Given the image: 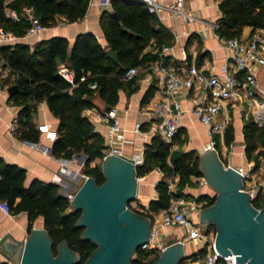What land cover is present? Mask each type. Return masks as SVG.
Wrapping results in <instances>:
<instances>
[{
  "label": "trees",
  "instance_id": "obj_1",
  "mask_svg": "<svg viewBox=\"0 0 264 264\" xmlns=\"http://www.w3.org/2000/svg\"><path fill=\"white\" fill-rule=\"evenodd\" d=\"M89 0H0V23L12 29L17 35L25 34L30 22L21 15L24 5L32 6L43 24L49 25L56 14H63L67 20L82 17ZM4 5L16 10L19 19L13 20L4 12ZM110 8H104L100 15L106 45H102L91 31L78 33L72 43L63 35H52L36 41L33 47L24 41L3 45L1 54L4 64L10 67V75L5 79L8 84H17V89L9 94L8 100L19 106L16 130L20 137L36 141L40 131L33 120L38 104L46 101L49 109L58 117L56 137L51 151L57 156L71 158L73 153L84 152L86 160L83 172L93 175L98 183L104 180L101 166L91 165L95 159H102L107 147L105 136L97 130L83 110L96 106L93 95L97 93L105 106H114L119 99V90L124 89L130 95L137 87L136 76L130 80L123 78L124 70L131 65L143 64L158 57L157 52L144 51L149 40L156 45L171 42L170 30L158 21L155 14L148 11L141 0H110ZM220 16L215 32L219 36H233L242 32L245 25L252 29L264 26V0H219ZM113 11L116 15L113 14ZM192 32L189 38L194 35ZM112 47L118 59L114 60L106 53ZM203 53L198 56L200 60ZM168 57V56H164ZM66 63L74 71V83L65 79L58 65ZM200 63V61H197ZM95 82L96 86H90ZM151 83L145 90L141 101L144 102L154 91ZM233 126L226 129V142L233 139ZM245 154L248 160L258 163L260 153L264 152V125L258 127L249 119L243 125ZM143 162L137 165L138 174H146L158 166L163 176L155 184L157 196L148 202V208L158 211L167 207L170 198L175 195L190 196L184 192L187 185L197 184L193 176H200L199 154L194 149L171 148L157 134H153L145 143ZM178 175L177 191L167 187V175ZM25 168L4 160L0 155V195L6 198L13 213L25 211L29 229L33 220L43 216V225L53 240V250L61 239L81 255V262L87 258L96 244L90 239L80 237L83 229L75 225L80 210H67L70 200L59 190V184L37 177L28 185L24 184ZM18 197V199H17ZM206 199V205L212 203L215 195L199 194ZM260 207L264 197L259 191L252 199ZM143 213V212H141ZM147 214V213H144ZM214 227V225H213ZM206 252V247L190 253L186 257L198 260ZM149 252L138 248L133 254L131 264H148L154 258H148ZM185 257V258H186ZM0 264H8L0 261Z\"/></svg>",
  "mask_w": 264,
  "mask_h": 264
},
{
  "label": "built area",
  "instance_id": "obj_2",
  "mask_svg": "<svg viewBox=\"0 0 264 264\" xmlns=\"http://www.w3.org/2000/svg\"><path fill=\"white\" fill-rule=\"evenodd\" d=\"M141 1L145 3L148 11L157 15L158 18L161 17L162 11L167 10L174 16L184 17L188 22L201 20L206 29L215 31L218 27L217 19H203L196 10L187 7V0H173L169 4H164L160 0ZM100 3L108 6L110 0H100ZM4 12L14 20L19 19L16 10L8 5H4ZM21 15L30 22L22 36L0 23V83L3 81L5 83V79L10 75V67L4 64L1 47L13 44L26 34L36 33L45 27L32 6L24 5ZM182 32L185 33V31ZM172 33L174 42H177L181 33L174 29H172ZM215 34L221 39L226 49L225 59L219 64L211 59L210 63L204 66L195 61H187L186 58L178 63H166L164 53L169 45L162 44L159 47L158 57L149 64L150 67L146 70L147 79L152 80L156 75V86L143 108V111L148 114L146 121L149 122V126L147 129H142L144 121L135 120L133 123L135 131L151 134V136L157 134L171 148H174V139L181 125L183 113L180 95L187 94L189 90L195 92L192 96L191 110L202 123L207 125L208 141L204 144V150L217 148V136L221 137L231 122L232 116L227 109L229 104L246 103L255 124L258 127L264 125V85L258 79L259 70L264 67V26L253 29L250 27V31L247 33L241 32L233 36H219L216 32ZM58 69L65 79L74 83V71L70 66L62 62L58 65ZM138 70V65H131L124 70L122 76L124 79L130 80L137 75ZM90 86L95 87L96 83L92 82ZM128 109V105L125 106L122 109V114H126ZM83 114L91 119L94 126L99 121H104L108 127V133L105 136L109 139V143H106L107 147L104 149L103 157L107 153L116 152L132 158L137 165L143 162L145 145L140 152L126 154L120 147H113L110 143L114 139H119L120 142L126 139L122 117L115 105L102 110H98L94 106L88 107L83 110ZM16 127V116H13L9 121V128L14 130ZM37 127L40 132L53 133L55 137L57 135L46 121L39 122ZM233 166L242 174V188L247 190L253 199L264 186L263 164L248 160L245 164ZM157 169L161 171L158 166ZM136 179L138 183L137 196L127 205L139 212L147 213L146 215L151 220L150 237L138 248L153 255L159 254L167 244L165 235L170 234L172 229H176L178 232H175L174 236L170 238L182 241L184 246L187 241H193L197 245L196 250L206 247V252L198 259V264L235 263V253L231 252L225 255L217 250L214 243L215 226L199 221L198 213L202 207L206 206V199L175 195L170 198L167 207L153 211L148 208V203H141L139 198L140 186L145 179V174L137 173ZM193 179L200 184H207L202 175L193 176ZM177 180L178 175L176 174H171L167 178L166 184L169 190L177 191ZM65 194L69 200L73 197V191H68ZM0 209L7 215L13 213L7 199L1 195ZM189 254L187 253V255Z\"/></svg>",
  "mask_w": 264,
  "mask_h": 264
},
{
  "label": "crops",
  "instance_id": "obj_3",
  "mask_svg": "<svg viewBox=\"0 0 264 264\" xmlns=\"http://www.w3.org/2000/svg\"><path fill=\"white\" fill-rule=\"evenodd\" d=\"M160 1L164 4H169L173 0ZM218 1L187 0L186 4L187 7L196 10L203 19H217L221 14ZM110 7L111 5L105 6L101 4L100 0H89L87 10L82 17L69 21L63 14H56L54 20L49 25H45L43 29L36 33L26 34L20 38V41L29 43L33 47L34 43L39 39L59 34L67 37L69 42L72 43L78 33L91 31L96 35L102 45H106L107 40L100 24V15L104 8ZM156 17L171 32V42L168 44L169 48L164 53V56H168L167 58L164 57L166 63L174 64L186 58L187 61H200L198 64L207 66L211 59L216 64H219L225 59L226 49L221 39L215 34L213 29L204 28L201 20L188 22L184 17L174 16L167 10L162 11L160 18L157 15ZM172 29L181 33L177 42H174ZM182 31H185V33ZM248 31H250V26H243L242 32L247 33ZM192 32L195 34L189 38ZM158 49L159 47L156 45L154 39L149 40L144 47V51L157 52ZM202 53L203 56L199 60L198 56ZM152 61L148 60L138 65L139 70L135 79L136 89L130 95H127L124 89H120L119 99L115 104L122 117L126 139L123 142H120L119 139H114L110 143H112L113 147H120L126 154L140 152L151 137V134H143L135 131L133 129V123L135 120H140L144 121L142 129H147L149 126V122L146 121L148 114L143 111L147 100L142 102L141 98L151 83L154 87L156 86V75H154L152 80L147 79L146 76V70L147 68L149 69V64ZM3 83L4 81L0 83V155L4 160L16 163L25 168V185H28L33 178L37 177L45 181L58 183L61 192L74 191L79 183L75 175L77 172H81L84 157L79 156L78 153H75L72 158H65L53 154L51 151V145L55 138L53 133L40 132L39 138L36 141H32L20 137L16 128L11 130L9 128V121L13 116H16L19 106L8 100V84L6 82ZM194 93V90H189L187 94L180 95L183 113L181 125L174 139V148H182L184 150L194 149L197 154H200L205 151L204 144L208 141V133L207 125L202 123L191 110V106L193 105L192 96ZM93 100L96 104L94 106L96 109L102 110L106 108L104 101L97 93L93 95ZM127 105L129 109L123 115L122 109ZM227 109L232 116L229 125H232L234 129L233 139L230 142H226L225 130L224 134L217 139L216 149L224 164H245L248 158L245 154L243 125L247 120L252 119V114L244 102L229 104ZM42 121H46L55 134H57L56 126L58 124V117L52 113L45 100L38 104L34 122L37 125ZM95 128L103 133L104 136L108 133V127L104 121H99L95 125ZM105 142L107 144L109 143V139L106 136ZM72 171L75 172L74 175L71 173ZM162 176L163 173L162 171H158L157 166L145 174V179L140 186L139 198L141 203L147 204L151 198L157 196L155 182ZM169 176L167 175L166 178ZM74 186L75 188H73ZM183 190L186 193H190V196H197L202 193L213 196L216 193L215 189L208 183L200 184L198 182L193 186H185ZM43 221V216L38 215L33 220L32 226H43ZM210 225L213 226V224ZM29 230V222L25 211L7 215L0 209V236L5 232H10L16 238L23 239ZM4 259L0 255V261ZM7 263L15 264L14 261L9 260H7ZM187 264H198V260L188 261Z\"/></svg>",
  "mask_w": 264,
  "mask_h": 264
},
{
  "label": "water",
  "instance_id": "obj_4",
  "mask_svg": "<svg viewBox=\"0 0 264 264\" xmlns=\"http://www.w3.org/2000/svg\"><path fill=\"white\" fill-rule=\"evenodd\" d=\"M113 14L116 15L114 11ZM106 53L118 59L112 47H107ZM16 89L17 84H10L8 96ZM78 155L86 158L84 153ZM136 168L132 158L110 152L102 158L104 180L101 183L93 175L76 173L82 179L70 200L72 209L81 211L75 225L83 227L81 238L96 244L81 264H131L139 245L150 237V218L127 205L137 196ZM199 169L216 192L214 201L202 207L198 216L199 221L215 226L217 250L225 255L235 253L234 264H264V202L260 207L253 204L250 193L242 188V174L233 165L224 164L216 148L199 154ZM261 193L264 197V186ZM52 246L53 240L44 225L32 226L23 239L10 232L0 236L3 261L75 264L81 260L80 253L66 239L56 244V252ZM186 255L183 242L169 238L148 264H181Z\"/></svg>",
  "mask_w": 264,
  "mask_h": 264
},
{
  "label": "rangeland",
  "instance_id": "obj_5",
  "mask_svg": "<svg viewBox=\"0 0 264 264\" xmlns=\"http://www.w3.org/2000/svg\"><path fill=\"white\" fill-rule=\"evenodd\" d=\"M6 1H9V0H6ZM11 19H13L12 17H10ZM14 20V19H13ZM258 79H259V81H260V83L262 84V85H264V67H261L260 68V70H259V73H258ZM36 113H37V111L36 112H34L32 115V117H33V120L35 121V115H36ZM217 139H219L218 138V136H217ZM76 153V152H75ZM75 153H73L72 154V157L75 155ZM84 152H81V154H83ZM85 154V153H84ZM71 157V158H72ZM66 158V157H65ZM85 160H86V158L84 159V162H85ZM83 162V163H84ZM94 162V163H93ZM101 162H102V159H100V158H98V159H95V160H93L92 162H91V165H93V164H97V165H100L101 166ZM258 162H260V163H262L263 164V166H264V152L263 153H260V155H259V159H258ZM264 168V167H263ZM81 173L82 174H86L85 172H83V168L81 169ZM81 179H82V175L81 176H78L77 178H76V180H77V182H81ZM73 188H75V186L73 187ZM59 190H60V186H59ZM61 192V191H60ZM72 209V207H71V205L68 207V209L67 210H71ZM172 232V233H171ZM170 232V234H168L166 237H165V240L167 241L169 238L168 237H171V236H174V233L175 232H178V231H176V229H172V231ZM196 248H197V245H196V243L195 242H193V241H187L186 242V244H185V249H186V252L187 253H191V252H193V251H195L196 250ZM186 257V256H185ZM183 258L182 259V261H181V264H187V262L188 261H191L192 259L191 258H189V257H186V258ZM148 258L149 259H152V258H154V255L152 254V253H149V255H148Z\"/></svg>",
  "mask_w": 264,
  "mask_h": 264
}]
</instances>
